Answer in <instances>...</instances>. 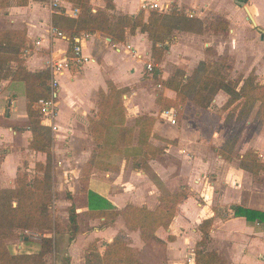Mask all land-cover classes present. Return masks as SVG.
<instances>
[{
    "label": "crops",
    "instance_id": "0c3cea01",
    "mask_svg": "<svg viewBox=\"0 0 264 264\" xmlns=\"http://www.w3.org/2000/svg\"><path fill=\"white\" fill-rule=\"evenodd\" d=\"M43 1L46 3H43L42 8L35 0H28L23 6H18L16 0H6V6L0 7V25L7 22V29H25L26 31L27 46L22 50V58H26V61L23 59L24 66L30 71L49 70L48 57L39 52L42 49L50 50L48 56L51 59L70 56L68 37L65 36V39L53 37L48 30L50 25L54 26V21L59 17L75 19L78 15L76 17L68 15L69 10L75 7L67 0H60L61 6L56 11L50 9L47 0ZM144 3H156L158 8L152 10L162 14H169L170 7L175 6L176 11H181V8L185 7L191 9L192 16L184 15L204 22L208 13L212 12L220 16L219 21L227 25L226 31H212L210 35V37L221 39L220 47H213V43L208 40L203 42L204 49L197 51L188 49V45H193L182 43V39L186 36H190L191 39L193 37L203 39L204 35L193 32L183 33L187 30L180 29L182 31L180 39L172 40V43L167 44L164 59L158 66L162 80L167 79L168 75L162 69L166 59L178 63V54L184 53L180 48L182 45L187 47L186 54L191 57L187 59L189 67L193 65L187 68V73L196 67L198 61L205 59L204 51L210 47H213L211 49L220 55L224 44L232 50L242 38L243 41H247L248 46L252 40L258 42L257 47L264 46L261 40L264 39V0H235V2L231 0H203L202 2L199 0H113L114 8L109 13L136 15L142 11ZM235 4H241L242 7L238 9ZM88 6L92 12L105 10L104 0H89ZM148 13L145 12L146 16ZM221 33L226 34L223 40ZM247 35L251 37V40L246 38ZM77 38H80L82 53L91 59L81 66L71 64L70 68L58 78L64 90L63 99L59 100V87L58 112L55 119L58 128L55 131L57 133L55 140L59 142L65 139L69 165L82 167L93 153L96 144L88 130L89 119L100 117L98 114L99 93L101 91L108 93V84L112 83L122 91L124 123L123 125H106L103 137L104 143L120 147L122 150L121 155L113 157V162L118 165V169L115 171L93 170L89 176L88 190L104 198L116 211H122L127 205L153 210L158 206L160 196L176 192L182 186L186 191V196L178 204L176 214L169 226L159 227L155 231L154 235L160 241L154 239L143 241L139 231L126 228L121 216L101 228L92 224L96 220H90V230L78 234L77 241L73 242L75 247L81 250L77 261L84 264L83 246L88 241L99 239L98 243L103 242L101 244L103 248L104 243L110 242L117 232L122 230L126 233L128 244L137 249V259L143 264H192L187 260L193 259L194 247L202 239L199 225L203 220L210 219L207 249L215 250L227 264H264V222L247 221L243 216H236L233 211V206H237L264 212V188L254 184L250 176L252 173L238 163L236 167H232L230 161L221 154H218L216 159L209 156V146L213 145L217 152L221 151L223 143L231 133V123L230 130L225 127L226 125L222 126L226 112L217 114L210 108L211 104L204 109L187 101L183 110L182 124L172 125L163 115V111L154 112L157 104L150 88V80L147 78L152 72L144 68V64L151 59V42L145 33L137 31L119 43H112L108 36L101 37L99 31L82 32ZM37 40H40V46L35 45ZM86 43H88L87 49L82 46ZM239 60L240 58L236 59L237 62ZM10 65L13 69L16 67V63ZM144 70L149 75H144ZM68 90L70 92L67 96ZM162 91L168 98L175 96L170 89ZM214 97L212 100L218 107H222L227 98L222 91L217 92ZM144 115L156 117L149 142L161 149L162 153L155 157L145 158L142 146L137 144L139 127L135 125V121ZM208 117H217V124L214 126L213 123L209 124ZM43 126L49 129L48 126ZM126 127L133 129L131 143L127 146L123 145ZM210 130H212L211 134ZM30 137L24 83L10 78L0 80L1 189L14 186L21 167L26 165L32 168L35 162H45L44 153L28 147ZM68 137L70 139L66 141ZM184 142L189 145V151L192 149L197 151L195 156L184 154V151L188 152L182 149ZM171 151L172 156L175 157H172V162L169 161ZM179 162L181 169L176 166ZM211 171L216 173V176L210 177ZM63 173L66 182L79 180V169L72 167L65 169ZM80 209L87 210L86 207ZM100 219L104 221V218Z\"/></svg>",
    "mask_w": 264,
    "mask_h": 264
},
{
    "label": "trees",
    "instance_id": "16d2710c",
    "mask_svg": "<svg viewBox=\"0 0 264 264\" xmlns=\"http://www.w3.org/2000/svg\"><path fill=\"white\" fill-rule=\"evenodd\" d=\"M28 0H16L18 6L27 4ZM78 9L77 18L59 17L54 26L59 28L68 37V53L76 44L75 37L82 32L99 31L110 37L112 43L122 42L127 36L137 31L145 33L151 42V57L159 63L167 50L165 43L173 40V31L184 29L192 21L188 16L173 11L161 14L156 10L149 11L146 19L144 12L136 15H114L109 11L114 8L113 0H104L105 10L92 12L88 6L89 0H67ZM6 6V0H0V7ZM213 32L226 31L224 22L210 24ZM26 43L25 29H0V80L12 79L22 81L25 87L26 114L28 127L31 132L28 147L34 151L45 154V162H37L35 169L40 175L29 178L26 172L17 175L15 186L0 188V264H44V257L52 246V238L41 239L40 250L36 253L12 254L5 241L11 239L16 233L27 229L39 231H52L56 227V220L50 214V204L53 198L51 176V148L52 137L50 131L41 125L38 100L49 97L47 81L50 73L48 69L30 71L24 66L22 50ZM11 63H16L13 69ZM201 73V75H200ZM249 74L240 84L226 79L221 68L209 62H202L189 76L179 80H172L165 84L172 89L175 100L183 105L190 101L201 108H208L215 94L222 91L227 98L221 109L226 112L225 120L232 124L231 133L221 148L225 158L231 153L241 127L253 114L257 123L264 122V85L254 81ZM166 82V81H165ZM109 92L99 93V118H90L88 130L93 137L96 147L90 158L81 167L79 183L81 189V204H77L74 196H70L71 204L68 207V231L74 236L78 232L77 208L86 207V213L91 217L104 218L105 225L112 223L113 219L121 215L129 230H138L143 241L155 239L154 233L159 227L167 228L173 220L177 206L186 196L184 186L180 190L164 194L159 198L158 206L149 210L145 207L127 205L122 211L113 210L111 205L102 197L88 190V180L93 170L115 171L118 165L113 157L121 155V148L104 143V128L106 125H123L125 110L121 103L122 91L109 83ZM158 99V98H157ZM173 105V101H166ZM155 123L153 116H140L135 125L139 127L137 144L142 146L144 157H155L161 154V149L149 142L152 127ZM123 145L131 143L132 128H125ZM258 156L252 150L247 151L241 160L240 166L252 174L256 173L252 164L257 162ZM1 159V156H0ZM249 163H248V162ZM74 197V198H73ZM236 216H243L247 221L264 222V212L255 209L233 206ZM111 220V222H110ZM210 219L203 220L199 225L202 239L195 245L193 251L194 264H227L215 250L207 249L209 242L208 227ZM170 238V237H169ZM74 239L71 238V241ZM160 241V240H157ZM84 264H143L137 259V250L131 247L121 235L104 245L102 253L98 251L96 242L89 244L85 250Z\"/></svg>",
    "mask_w": 264,
    "mask_h": 264
},
{
    "label": "rangeland",
    "instance_id": "374dc122",
    "mask_svg": "<svg viewBox=\"0 0 264 264\" xmlns=\"http://www.w3.org/2000/svg\"><path fill=\"white\" fill-rule=\"evenodd\" d=\"M35 1H37V3L39 4L41 8L43 7V3L44 2L46 3V1H43V0H35ZM199 1L202 2L203 0H199ZM231 1L235 2V0H231ZM47 2L51 4V0H47ZM235 5L238 7V9L242 7L241 4H238L239 6L237 4ZM90 7H93V6L90 5ZM148 10L152 11V9L142 8L145 19L147 17L145 12H149ZM176 10L177 8L175 6L170 7V9L168 10V13L169 12L171 13ZM190 11L191 9H186L185 7H182L181 11H178V12L182 14H186V15L189 14V16H192L191 14L192 12ZM220 19H221L220 16L212 14V12L208 13V15L205 18V22L202 20H198L196 18L194 19L192 18L191 19L192 21H190L187 25L184 26V29H186L187 31L188 30L190 31L188 32L185 31L183 33L193 32L194 34H197V35H201V36L204 35V37L203 39H199V37H193L191 39L190 36H186L185 38L182 39V43L186 45L192 44L193 46L191 45L187 46L188 49L190 50L194 49L196 51L199 49L203 50L204 49L203 42H206L208 40L213 43L212 44L213 47L214 46L220 47L221 39L210 37V35L212 34L211 33L212 29L209 27L210 24H217L219 22H223V21H219ZM7 25H8L7 22L5 24L1 23L0 27L4 30H11V29H7L8 27ZM220 32H223V31H220ZM181 33L182 31L180 30L173 31V36H174L173 41L179 40L181 37L180 35ZM100 34H101V37H107L105 34L101 32ZM221 35H223L222 36V40H223V38L226 37V34L221 33ZM246 38L251 40L250 39L251 37H249L248 35L246 36ZM261 40L263 41V44H264V39H261ZM102 41L104 42V40ZM246 42L243 41V38H242L241 41L238 42L237 46H235L236 48L235 49L233 48L232 50L229 49V47L224 44L223 47L221 48L222 53H220V55H217L216 54L217 52L211 49L213 47L205 49L204 51L205 59H203V61L202 60L198 61V64L196 65V67H194L189 73H187V68H191L193 67V65L189 67L190 65L188 64L187 59L191 57L186 54L187 47L185 45H182V47L180 48L183 49L184 53L178 54L179 55L178 63H174V61H172L171 59H166L165 65L162 67V69L165 70L168 74L167 79L165 80L161 79V75H160L161 70H159L158 68V66L164 59L163 56L165 53L163 54L159 63L154 62L153 58L151 57L150 62L153 65V71L149 75V73L144 70L145 72L144 75L146 74L149 75L147 76V78L150 80V88L152 90V93L155 95V100H156L155 104H157V107L154 109V112L158 113L159 111L173 109L174 117L176 119V126H180L182 124L181 120L183 117L182 116L183 110L187 102H184L183 105H180L179 104L180 102H178V100H175V96L173 98H168L163 95L162 90L170 89L167 86H165V84H167L168 82L171 83L173 82L172 80L176 81V80L181 79L182 77L184 78V76L191 75L193 71L202 62H209V63L215 64L217 67L221 68L222 73L224 74L226 79L231 80L233 82L234 81L239 82L240 84L249 74L250 75L252 74L255 78L254 79L255 82H257L260 85H264V46L257 47L258 42L256 43L254 40H252L251 41L252 43L249 45L251 48L249 49L248 43ZM26 43H25L24 48H26L27 46ZM170 43H172V41ZM87 44L88 43L83 44L82 46L87 49ZM167 44L168 43H165L166 46L169 45ZM39 52L40 54H45L49 60L51 59L48 56L50 50L42 49V51H39ZM183 54H185V56ZM239 58L240 60L237 62L236 59H239ZM23 59L26 61V58H23ZM61 80L62 79H60V81ZM59 86H60L59 100H62L64 88L62 87L60 82H59ZM67 92H68L67 93V96H68L70 91L68 90ZM175 94L176 93L174 92V95ZM168 100L173 101L174 102L173 105L168 104L166 102ZM213 100L210 106V108L213 109L212 111H215L217 114L223 113L221 107H218L217 103H215V101ZM154 118L156 120V117ZM208 120H209L208 123L209 124L213 123V126L217 124V117H212V118L208 117ZM230 125L231 124L227 122L226 120L224 121V124H222V126L229 128V130H230ZM48 130L50 131L51 137L53 138L52 148H51V153H52L51 176L53 177V183H52L53 198H52V202L50 204L49 210H50V214L52 218L56 220V223H57L56 227L52 231H39L35 229H27L20 233H16L11 239L6 240L5 244L9 252L12 254L36 253L40 250L41 239L44 237H51L52 246H51L49 253H47L44 257V264H81L82 262L80 263L79 261H77V256L81 254V250L77 249V247H75V244H74L77 241L78 234H81V233L83 234L85 231L90 230V226H91L90 225L91 223L89 222L90 220H96V222L93 221L92 224H94L95 227H99V228L105 225V221H102L100 217H91L90 215H88V213H86V211H81L80 208H77L76 212L78 214L77 215L78 232L74 236H72V234L69 233L68 231V207L71 204L70 198L74 196L75 198L74 197L73 198L77 199L76 203L78 205L81 204V201H82L81 194L79 193L81 189V185L79 181H76V180H71V181L66 182L64 179L63 172L65 171V169H69L72 167L73 169H77V170L79 169V173H78V178H79V175L81 172V166L77 168V166L74 167L73 164H72V167L71 165H69V162L67 160L68 153H66L65 151V146H66L65 139L64 140L62 139L61 141L57 142L55 140L57 133H55V131L51 130L50 128ZM211 132L212 130H210V134ZM69 139L70 138L68 137L66 141H68ZM185 142L182 145V149H185L188 152L184 151V154L195 156L197 151L194 149H192V151H189V147H188L189 145H186ZM172 145H173V142H172ZM249 150H252L253 152L256 151L257 152L256 155L258 156L257 162L252 164L253 169L256 170L255 174L250 175L253 178L252 182H254V184H256L259 188H264V122L258 124L253 114L248 118L246 123L243 124V126L241 127V133L239 134L238 140L232 152L227 154L225 158L228 159L227 161H230L229 163L232 167H236L235 165L237 163L239 165L241 164L242 156ZM53 151H55V153H53ZM208 152H209V156H211V158H214V159H216L218 154L222 155V152L220 150L219 152H217L215 150V146L213 145L209 146ZM169 155L171 156L169 161L172 162L173 158H175L174 156H172V151L169 153ZM36 163L37 162L34 163V166L32 168H29L26 165L21 167V170L17 173V175L23 172H26L29 178H32L35 175H40L41 172L35 169ZM180 165H181L180 162L176 163V166H178V169H181V167H179ZM209 174H210V177L216 176V173H213V172ZM13 185L15 186V183ZM166 194H169V193H166ZM118 216H121V215H118ZM118 216H116L113 219V221H115ZM124 225L126 226L125 222H124ZM132 231H138V230H132ZM116 235H121L123 236L124 239H126L125 237L126 233H124V231L122 230H119ZM71 238H73L74 240L71 241ZM98 241L99 239L88 241L86 245L83 246L84 247L83 252L89 244H91L92 242H96L98 251L102 253L104 250V245L106 243H104L103 248H102L101 244L103 242L98 243Z\"/></svg>",
    "mask_w": 264,
    "mask_h": 264
},
{
    "label": "built area",
    "instance_id": "2783aa9c",
    "mask_svg": "<svg viewBox=\"0 0 264 264\" xmlns=\"http://www.w3.org/2000/svg\"><path fill=\"white\" fill-rule=\"evenodd\" d=\"M60 0H53L50 4V9L52 11H56L58 7H60ZM142 8L155 9L158 8L156 3H144L142 4ZM68 15L76 17L78 14V9L74 8L69 10ZM48 33L53 37H58L61 39H65V35L62 31L53 26H49ZM76 44L72 48L71 55L64 56L59 59H51L47 62V67L49 68L50 78L48 81L49 88V97L41 98L38 100L39 113L42 116L41 124L48 126L51 130L56 131L57 125L55 124V119L57 117V98L59 94V81L58 78L64 74L70 68L71 64H77L79 66L90 61V57L86 56L82 53V47L80 44V38H74ZM36 46H40V40L35 41ZM130 48V47H128ZM145 70L148 72L153 71V65L150 61L144 64ZM163 115L168 118L170 124L175 125L176 119L174 117V111L172 109L163 111ZM188 263H194L193 259L189 258L187 260Z\"/></svg>",
    "mask_w": 264,
    "mask_h": 264
},
{
    "label": "water",
    "instance_id": "95a60500",
    "mask_svg": "<svg viewBox=\"0 0 264 264\" xmlns=\"http://www.w3.org/2000/svg\"><path fill=\"white\" fill-rule=\"evenodd\" d=\"M110 40V38H108Z\"/></svg>",
    "mask_w": 264,
    "mask_h": 264
}]
</instances>
